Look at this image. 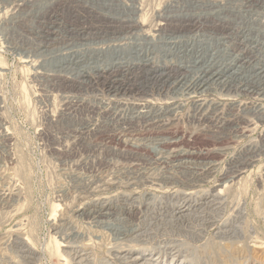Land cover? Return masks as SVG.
I'll use <instances>...</instances> for the list:
<instances>
[{"label": "rangeland", "instance_id": "1", "mask_svg": "<svg viewBox=\"0 0 264 264\" xmlns=\"http://www.w3.org/2000/svg\"><path fill=\"white\" fill-rule=\"evenodd\" d=\"M142 254L264 264V0H0V264Z\"/></svg>", "mask_w": 264, "mask_h": 264}, {"label": "bare ground", "instance_id": "2", "mask_svg": "<svg viewBox=\"0 0 264 264\" xmlns=\"http://www.w3.org/2000/svg\"><path fill=\"white\" fill-rule=\"evenodd\" d=\"M187 18V17H186ZM181 21V20H180ZM200 22V21H199ZM130 24H132V23H130ZM35 25V24H34ZM109 27V26H108ZM126 31H128V30H126ZM112 33V32H111ZM126 33V32H125ZM92 36V35H91ZM151 40V39H150ZM61 42V41H60ZM65 44V43H64ZM123 44V43H122ZM152 44V43H151ZM227 44V43H226ZM252 44V43H251ZM174 45V44H173ZM41 47V46H40ZM85 48V47H84ZM156 50V49H155ZM145 51V50H144ZM149 52V51H148ZM147 52V53H148ZM154 56V55H153ZM152 56V57H153ZM148 57V56H147ZM151 58V57H150ZM86 59V58H85ZM55 60V59H54ZM92 60V59H91ZM151 61V60H150ZM166 61V60H165ZM106 62V61H105ZM134 62V61H133ZM115 63V62H114ZM57 64V63H56ZM106 64V63H105ZM144 67V66H143ZM155 67V66H154ZM100 69V68H99ZM139 71V70H138ZM166 72V71H165ZM183 72V71H182ZM184 72H186V71H184ZM98 73V72H97ZM153 75V74H152ZM72 77V76H71ZM160 77V76H159ZM218 79V78H217ZM97 81V80H96ZM71 83V82H70ZM238 84V83H237ZM231 88V87H230ZM207 111V110H206ZM260 111V110H259ZM197 113V112H196ZM151 114V113H150ZM168 120V119H167ZM125 127V126H124ZM151 127V126H150ZM165 128V127H164ZM74 129V128H73ZM135 134V133H134ZM151 136V135H150ZM108 139V138H107ZM161 139V138H160ZM152 144V143H151ZM161 144V143H160ZM165 145V144H164ZM155 151V150H154ZM148 158V157H147ZM137 159V158H136ZM208 173V172H207ZM238 173V172H237ZM182 174V173H181ZM197 174V173H196ZM176 175H178V174H176ZM139 177V176H138ZM192 177V176H191ZM204 177V176H203ZM234 177V176H233ZM171 178V177H170ZM187 178V177H186ZM201 178V177H200ZM158 180H159V178H158ZM105 185V184H104ZM160 185V184H159ZM97 189V188H96ZM95 190V189H94ZM91 191V190H90ZM184 196V195H183ZM189 202V201H188ZM106 204V203H105ZM110 205V204H109ZM184 205V204H183ZM183 206L181 205L179 208H182ZM174 208V207H173ZM107 209V208H106ZM133 209V208H132ZM188 210V209H187ZM190 210V209H189ZM100 211V212H99ZM97 210V211H95L96 213H101L102 212V210ZM131 211V210H130ZM182 210H179V211H177V212H181ZM108 212V211H107ZM106 211H105V213H107ZM93 213V212H92ZM130 213V212H129ZM95 214V213H94ZM104 214V213H103ZM132 214V213H131ZM83 215V214H82ZM171 215V214H170ZM184 217V216H183ZM145 222V221H144ZM165 222V221H164ZM176 222H179V221H176ZM198 223V222H197ZM62 224V223H61ZM160 224V223H159ZM192 224V223H191ZM209 224V223H208ZM55 225V224H54ZM140 226V225H139ZM62 227V226H61ZM106 227V226H105ZM176 228V227H175ZM123 229H129V228H123ZM157 230V229H156ZM176 230V229H175ZM153 231V230H152ZM177 231V230H176ZM161 232V231H160ZM128 233V231H124V234H127ZM123 234V233H122ZM144 234V233H143ZM119 235H121V234H119ZM130 235V234H129ZM199 236V235H198ZM132 237V236H131ZM152 237V236H151ZM64 239V238H63ZM72 239V238H71ZM150 239V238H149ZM71 241V240H70ZM23 243V242H22ZM25 243V242H24ZM28 245V244H27ZM27 245H24L25 247H27L29 250H31L32 252H29V253H31V254H33L35 251L34 250H32L33 248H29ZM125 245V244H124ZM72 247V246H71ZM73 248V247H72ZM34 251V252H33ZM81 251V250H80ZM84 251V250H83ZM67 251H65V253H66ZM82 252V251H81ZM65 253H63V255L65 254ZM77 254V253H76ZM112 254V253H111ZM114 254V253H113ZM130 254V253H129ZM34 255H35V253H34ZM37 255V254H36ZM143 256H141V257H136V258H134V264H158V262L159 261H157L156 259H151V258H147L145 255H147V254H142ZM152 255V254H151ZM150 255V256H151ZM67 256V255H66ZM71 256H74V255H71ZM89 256V255H88ZM76 257H79V262H84V259L86 258V259H89V258H87V257H85L84 259H82V257H83V254H81V255H76ZM177 255H175V254H172V261H174V260H177ZM69 258V257H68ZM70 259V258H69ZM92 259V258H91ZM125 259H128V258H126L125 257ZM152 260V262H149L148 260ZM31 260V259H30ZM70 260H72V259H70ZM73 261H75V260H73ZM92 261V260H91ZM182 261V260H181ZM180 261V262H181ZM88 262H90V261H88ZM105 262V261H104ZM107 263H110V262H108L107 261ZM106 263V264H107ZM122 263H125V262H122ZM161 263V262H160ZM77 264V263H76ZM125 264H127V261H126V263ZM130 264V263H129ZM133 264V263H132ZM186 264V263H185Z\"/></svg>", "mask_w": 264, "mask_h": 264}]
</instances>
